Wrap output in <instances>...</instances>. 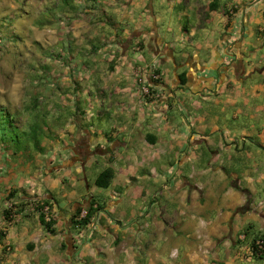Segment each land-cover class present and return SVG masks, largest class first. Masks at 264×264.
<instances>
[{"label":"crops","instance_id":"crops-1","mask_svg":"<svg viewBox=\"0 0 264 264\" xmlns=\"http://www.w3.org/2000/svg\"><path fill=\"white\" fill-rule=\"evenodd\" d=\"M106 1L135 36L88 77L69 151L0 143V264H264V0ZM151 63L158 99L135 79Z\"/></svg>","mask_w":264,"mask_h":264},{"label":"rangeland","instance_id":"rangeland-1","mask_svg":"<svg viewBox=\"0 0 264 264\" xmlns=\"http://www.w3.org/2000/svg\"><path fill=\"white\" fill-rule=\"evenodd\" d=\"M126 3L0 0V110L9 111L18 127L27 128L36 97L40 120L48 112L43 129L49 134L40 131L45 144L39 153L56 147L67 153L82 127L78 124L88 123L86 109L95 99L88 77L113 71L135 36L120 25ZM139 45L137 41L133 47Z\"/></svg>","mask_w":264,"mask_h":264},{"label":"trees","instance_id":"trees-1","mask_svg":"<svg viewBox=\"0 0 264 264\" xmlns=\"http://www.w3.org/2000/svg\"><path fill=\"white\" fill-rule=\"evenodd\" d=\"M32 121L28 124L27 128L18 127L13 121V116L9 111L0 110V143H8L7 147L12 148L13 152L22 153H36L41 151L43 146L41 145L42 139H40V131H45V135L49 134L48 128L43 129L46 125V120L44 117L48 115V112H44L40 120V113L37 110V100L36 97L33 98V103L31 105ZM76 116L78 113L76 112ZM79 117V116H78ZM112 177V171L108 168L104 169L99 173L95 180V184L100 187H107L110 179ZM98 207H93L92 203L84 208L85 214L80 216V211L82 209H77L74 213L73 223L78 226L87 225L95 215ZM48 225V222H45ZM264 252V250H263ZM256 258H262V255H255Z\"/></svg>","mask_w":264,"mask_h":264},{"label":"built area","instance_id":"built-area-1","mask_svg":"<svg viewBox=\"0 0 264 264\" xmlns=\"http://www.w3.org/2000/svg\"><path fill=\"white\" fill-rule=\"evenodd\" d=\"M137 50H140V48L138 47ZM162 75L163 73L161 70H158L156 63H151L143 67L136 78L140 92L147 98H160V91L157 89L154 83L158 82L162 78ZM248 250L251 257H255V255H262V258L264 259V237H259L254 240V242L249 246Z\"/></svg>","mask_w":264,"mask_h":264}]
</instances>
